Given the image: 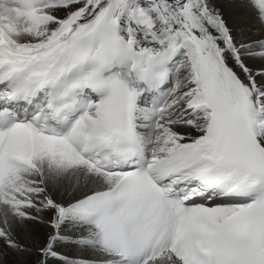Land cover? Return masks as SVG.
Here are the masks:
<instances>
[{
  "label": "snow or ice",
  "instance_id": "snow-or-ice-1",
  "mask_svg": "<svg viewBox=\"0 0 264 264\" xmlns=\"http://www.w3.org/2000/svg\"><path fill=\"white\" fill-rule=\"evenodd\" d=\"M0 264H264V0H0Z\"/></svg>",
  "mask_w": 264,
  "mask_h": 264
}]
</instances>
